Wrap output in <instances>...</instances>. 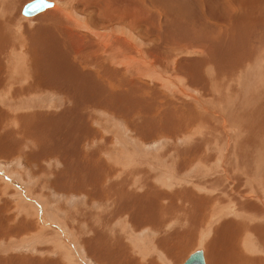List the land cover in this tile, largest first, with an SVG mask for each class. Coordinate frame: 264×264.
<instances>
[{"label": "rangeland", "instance_id": "obj_1", "mask_svg": "<svg viewBox=\"0 0 264 264\" xmlns=\"http://www.w3.org/2000/svg\"><path fill=\"white\" fill-rule=\"evenodd\" d=\"M0 1H4L0 25L14 35L6 34L1 40H9L10 48L16 45L24 59L17 62L10 49L3 55L9 65L20 66L19 75L11 70L13 80L25 83V65L33 59L28 46L33 44L40 49V68L45 63L48 67L36 69L37 74L50 72V82L70 83L67 87L73 80L81 84L77 91H63L56 85L47 91L41 86V92L36 90L48 103L47 110L53 111L52 125L46 129L39 122L41 114L36 120L32 116L40 111L35 108L40 98H28L34 100L28 106L26 95H20L16 102L11 97L14 81L0 90V101L6 104L0 109L11 108L7 111L11 115L26 116L28 112L32 118L27 115L24 125L14 121L1 125L0 264H183L198 250L208 259L205 241L223 234V240L229 242L235 238L231 228L236 226L239 230L247 227L244 231L248 232L240 230L241 240H233L227 252L234 257L243 253L252 256L255 264L264 263V205L257 213L242 211L240 206L243 215L238 212L239 216L229 206L238 205L240 192H257L264 199V0H49L55 5L34 17L22 13L33 0ZM57 8L80 18L86 27L73 22L66 35L65 20L58 15L56 21H34L27 29L28 18ZM131 15L145 25L134 27ZM124 29L132 34L134 51H143L139 55L149 66L146 74L151 73L135 80L148 85L139 96L133 94L136 90L126 96L108 93L103 71L91 65L88 48H103L104 33L123 35ZM103 59L98 63H104ZM59 64L66 65L65 69ZM90 66L96 69L88 71ZM71 71L77 74L71 75ZM28 74L35 81L33 71ZM154 74L157 81L151 78ZM175 82L185 86L183 98L180 91L164 87L167 83L175 87ZM185 97L190 101L183 100ZM198 97L207 110H199ZM19 104H23L21 113L19 109L12 113ZM62 113L68 117L59 116ZM92 130L99 135L91 137ZM9 142L14 149L3 147ZM225 168L233 170L235 181L223 180ZM219 207L226 215L217 218L211 234L207 224ZM202 209L205 211L200 213ZM149 220L157 222V227ZM244 234L249 235L248 243L257 244L256 253L244 246ZM219 255H214L215 260L222 258Z\"/></svg>", "mask_w": 264, "mask_h": 264}, {"label": "bare ground", "instance_id": "obj_2", "mask_svg": "<svg viewBox=\"0 0 264 264\" xmlns=\"http://www.w3.org/2000/svg\"><path fill=\"white\" fill-rule=\"evenodd\" d=\"M3 4H4V1H0V12L2 11V7H3ZM49 9V8H48ZM47 10V9H46ZM45 10V11H46ZM44 12V11H43ZM42 13V12H41ZM41 13H39V14H41ZM129 13V12H128ZM124 14V13H123ZM123 14H122V16H123ZM125 14H127V12L125 13ZM38 15V14H37ZM36 15V16H37ZM58 15L60 16V17H62L64 20H65V22L63 23V25L62 26H65V28H63L61 25V29L63 28L64 30H63V33H69L67 30L70 28V26H72V24H73V22L74 23H76V25H83L82 27L83 28H85L86 26L84 25L85 23H83L82 24V21H80V18H74V17H76V16H73L72 14H70V13H66V12H63L60 8L58 9H56V10H50V11H48V12H46L44 15L42 14L41 16H39V17H37V18H28V22H29V24H28V26H27V29L29 28V25L31 26L33 23H34V21H35V23H39V24H41V22H39V21H41L42 19H44V20H46L47 18H50V19H52V22L53 21H56L57 19H58ZM0 16L2 17V15H1V13H0ZM112 16V15H111ZM132 16V15H131ZM32 17H34V16H32ZM131 18V17H130ZM30 19H33V20H30ZM60 19V18H59ZM123 20H125V19H123ZM50 21V20H49ZM60 22H61V20H59ZM44 22H46V21H44ZM132 22H133V24H134V27H135V25L137 26V28L139 27L140 28V26L143 24L142 23V21L139 19V18H135L134 16H132ZM69 23H70V25H69ZM72 23V24H71ZM43 24V23H42ZM129 24L130 25H132L130 22H129ZM3 24H1L0 25V40H1V37L2 38H4V36L5 37H7L6 36V34L7 35H9L10 37H12V36H14L13 35V32L12 31H10L9 33H7L6 31L8 30V29H6V31H5V29H4V31H3V26H2ZM5 25V24H4ZM129 25V26H130ZM143 25H145V24H143ZM150 28H152L153 29V26H151V24H147ZM9 26V25H8ZM42 26V25H41ZM40 26V27H41ZM136 28V29H137ZM87 29V28H86ZM17 30V29H16ZM15 30V31H16ZM49 30V29H48ZM51 30V29H50ZM49 30V31H50ZM58 31H60V28L59 29H57ZM125 30V29H124ZM9 31V30H8ZM113 31V30H112ZM72 32V31H71ZM70 32V33H71ZM111 32V31H110ZM110 32H108V34H106V33H104L105 35H104V40H100V42H101V44L103 43V48H100L99 49V47H98V49H96V50H94L93 48H91V47H87L88 48V50L92 53V58H93V63L91 64V65H94L95 67H97L99 70H101V71H103L102 72V75H103V77H104V82H105V84H106V87L108 88V93H110V94H119L120 92H122V94H125V96L126 95H128V94H131L132 92H134L135 90L137 91L136 93H133V94H135V96L137 95V96H139V95H142L143 93H145V90H144V88H146V89H148L147 87H148V85H146V84H142V85H140V83L138 84L137 83V81H135V80H137V77H144V76H146L147 74L146 73H149L150 71L148 70V68H147V64H146V62L144 61V59H142L141 58V55H139V53H142L143 51V49L141 50L142 52H136V51H134V47L136 46L133 42H131V40H133L132 39V34H131V32L130 33H128L126 30L124 31V32H126V34L123 32V35L122 34H120V35H117L116 34V31L115 32H112V33H110ZM17 33H18V31H17ZM77 33V32H76ZM93 33V32H92ZM65 34H63V35H65ZM66 34V35H67ZM73 34V33H72ZM94 34V33H93ZM97 34V36H98V33H96ZM21 35V34H20ZM52 35V34H51ZM58 35V34H57ZM18 36V35H17ZM73 36H77L78 37V35L77 34H73ZM96 36V37H97ZM51 37V36H50ZM99 37V36H98ZM102 37V36H101ZM105 37H107V38H105ZM15 37H13V39H14ZM63 39H64V37H62ZM6 40H8L7 38H5ZM101 39V38H100ZM15 40V39H14ZM18 41V40H17ZM80 42H82L81 40H79ZM99 41V40H98ZM16 42V41H15ZM19 42V41H18ZM17 42V43H18ZM91 42H93V41H91ZM84 43V42H83ZM88 44H90V43H88ZM93 44V43H92ZM92 44H91V46H92ZM14 45V44H13ZM18 45V44H17ZM87 45V44H86ZM7 46H9V47H7ZM12 45H10V42H9V40H8V42H3L2 40L0 41V50L2 51V56H0V64H1V66H0V90H1V88H3V87H5L4 86V84H6L7 82H10V86L12 85L11 84V82L12 81H14L13 80V75H12V77L10 76L13 72H16V74L17 75H19V73H17V71H19L18 69L20 68V66H17L16 64H12V65H9L8 64V62H6V61H8V60H4L3 59V55L4 56H6L5 54L6 53H9V49L11 50V55H13V57H16L15 58V60L17 61V62H20V57H21V54H22V52H21V54H19V52L21 51H17V48L15 47V46H13V48H10ZM42 46V45H41ZM84 46H85V44H84ZM89 46V45H88ZM101 46V45H100ZM8 49H7V48ZM19 47V49H21L22 48V46H18ZM93 47V46H92ZM25 48V47H24ZM23 48V49H24ZM82 48V47H81ZM86 49V48H85ZM137 49L139 50L140 48H138L137 47ZM28 52H29V54L31 55V57L33 58L32 59V61H31V63H29V66L28 65H25L26 66V79H24V80H26L25 81V83H22V82H19V84L21 85H19V84H17V82H15L16 84H14L13 86H12V88L13 89H11L12 90V92H11V94H13V96H11L12 97V99L13 100H15L16 102L18 101L19 102V100H18V96H20V95H26V97H27V99L25 100L26 101V104L29 106V105H31V103L33 104V99L31 100V99H28V98H37V99H39L41 96L39 95V94H37V91L39 92L41 89H39V87L41 86L42 87V91H47L48 90V88H51V87H54V85H56L57 87H61V88H64V90L63 91H67V88H74V90H76L77 91V89H79L80 88V86H81V84L78 82V80H73V81H71V87H67L66 85H70V83L68 84V83H66V85L64 84V83H62V82H60V81H57V80H55V81H53V82H50V78H51V73L50 72H46V73H43V74H41V75H39V74H37V70H43V69H47L48 67H47V65H46V63L43 65V67L42 68H40L41 66V63H39V62H37V61H39L40 60V57H39V55H38V53L40 52V49H38V47L37 46H35V45H33L32 44V46L31 45H29L28 46ZM136 50V49H135ZM41 51H43L42 49H41ZM44 51H45V49H44ZM79 51V53H81V51L80 50H78ZM47 52V51H46ZM46 52H43V53H45L46 54ZM49 54V53H48ZM48 54H46V55H48ZM78 54V53H77ZM155 54V53H154ZM256 54V53H255ZM83 55V54H82ZM8 56V55H7ZM48 57V56H47ZM78 57V56H77ZM102 57H104L105 59H103ZM143 57H144V55H143ZM254 57H255V55H254ZM12 58V57H11ZM22 58V57H21ZM23 59V58H22ZM42 59V58H41ZM101 59H103L104 60V63L102 62L101 64H99L98 63V61H100L101 62ZM24 60V59H23ZM34 60V61H33ZM43 60H44V58H43ZM50 60V59H49ZM53 60V59H52ZM63 60H64V57H63ZM148 61V60H147ZM44 62V61H43ZM51 62V61H50ZM21 64V63H20ZM48 64V63H47ZM255 64V63H254ZM60 65V64H59ZM66 65H67V63H66ZM65 65V66H66ZM147 65V66H146ZM38 67V68H35V67ZM60 66H62V64L60 65ZM65 66L63 67L64 69H65ZM70 66V65H69ZM11 67V68H10ZM53 67V66H52ZM55 67V66H54ZM61 67V68H62ZM74 67H75V69L78 71L79 70V68L76 66V64H74ZM95 67H93V66H90V67H86V69L89 71L90 70V68H95ZM149 67V66H148ZM25 68V67H24ZM61 68H59V69H61ZM37 69V70H36ZM58 69V68H57ZM96 69V68H95ZM11 70L13 71L12 73H11ZM48 70V69H47ZM28 71H30V74H31V72L33 71V74H35V76H33V74H31L32 75V77H33V79L35 80V81H31L30 79V77H29V74H28ZM60 71H63V69L62 70H60ZM69 71V70H68ZM94 71V70H93ZM1 72H2V76H3V79H2V77H1ZM72 73H71V75L72 74H74V75H76L77 74V72H73V71H71ZM67 73V72H66ZM66 73H65V75H66ZM81 73H82V71H81ZM25 74V73H24ZM64 74V73H63ZM151 74V73H150ZM150 74H148L149 75V77H150ZM89 75H92L91 77L92 78H95L94 77V74L93 73H91V71H90V73H89ZM147 75V76H148ZM155 75V74H154ZM21 76V75H20ZM23 77V76H22ZM66 77V76H65ZM97 77V76H96ZM165 77V76H164ZM62 78H63V76H62ZM68 77H66V79H67ZM152 79H154L155 81H157L159 78L155 75V76H153L152 75V77H151ZM60 79V78H59ZM98 79V78H97ZM24 80H23V82H24ZM65 80V79H64ZM99 80V79H98ZM154 81V82H155ZM160 81V80H159ZM177 81V80H176ZM100 82V81H99ZM179 82V81H178ZM178 82H175V87H174V85H170L169 83H167V85L165 86L164 85V87L165 88H167V86H169V88H171V90H176V91H180L181 92V94H179V97H184L183 95H187L186 93L187 92H183V89H182V87L184 86L182 83V87H179V83ZM161 83V82H160ZM200 83V82H199ZM24 84V86H22ZM195 84H198V82L196 81V83ZM36 85H37V88H36ZM53 85V86H52ZM65 85V86H64ZM103 87H105V85H103V84H101ZM2 86V87H1ZM213 86V85H212ZM185 87V86H184ZM6 88V87H5ZM4 89V88H3ZM9 89V88H8ZM39 89V90H38ZM156 89V88H155ZM37 90V91H36ZM129 90H131V91H129ZM105 91V90H104ZM36 92V94H34ZM41 92V91H40ZM140 92V93H139ZM143 92V93H142ZM174 92V91H173ZM191 92V91H190ZM6 93V92H5ZM192 94H193V92H191ZM188 94H189V92H188ZM34 96V97H33ZM154 96H156V93H154ZM189 96L191 97L192 95L191 94H189ZM24 97V96H23ZM178 97V98H179ZM9 98V97H8ZM25 99V98H24ZM43 98H40V100H39V105H38V103H37V105L38 106H36L35 108H38V109H40V111L38 112V113H34L35 115H32L33 116V118L34 117H36V115H38V114H41V115H43V118L41 117V115H39L40 117H39V122H41V124L42 125H45V129L47 128V127H49V126H51L52 125V119L54 118V116L52 115H50V112H53V111H48L47 109H49V105H48V103H44V100H42ZM3 99H1V101H0V105H1V107H5L6 106V104L4 103V101H2ZM5 100V99H4ZM9 100V99H8ZM22 100V99H21ZM20 100V101H21ZM115 100H116V98H115ZM183 100H186L187 102H189L190 100H188L186 97H185V99H183ZM24 101V102H25ZM127 101V100H126ZM134 101H136V100H134ZM197 103H202V104H198V108H199V110L202 108V109H206V107H204L206 104H205V102L203 101H201V98L200 97H198V99H197ZM13 102V101H12ZM11 102V103H12ZM114 102V101H113ZM21 103H23V101L21 102ZM20 103V104H21ZM127 103V102H126ZM208 103V102H207ZM15 104H17V103H15ZM20 104L19 105H15V107H18V108H16L14 111H12V113L13 112H17L18 111V109H19V111L21 110V108H19V107H22V105L20 106ZM26 104H24V106L26 105ZM116 104H118V103H116ZM168 104H169V102H168ZM187 104V106H189V104L188 103H186ZM185 103H184V105H186ZM13 105V104H12ZM34 105V104H33ZM32 105V106H33ZM10 105H8V107H9ZM42 106L44 107V109H41L42 108ZM66 106V105H65ZM190 106H192V105H190ZM186 107V106H185ZM7 108V107H6ZM23 108H25V107H23ZM256 108V107H255ZM13 109H14V107H13ZM12 109V110H13ZM189 110H190V107L188 108ZM201 109V110H202ZM8 110H10L11 111V108H9ZM8 110H6V112L4 111V109H0V132L2 133V130H1V125L2 124H9V122H11V121H14L15 122V125H16V123L17 124H21V125H24V123H25V121L27 122V119H28V117H30V115H28V112H27V115H28V117H27V115L25 116V114H22L21 113V111L19 112L18 111V113H21V114H10L9 112H7ZM35 110V109H34ZM110 110V109H109ZM207 110V109H206ZM206 110H205V112H206ZM209 110V109H208ZM24 111V110H23ZM31 110H29V112H30ZM63 111V110H62ZM116 111L118 112V111H120V109H119V107L118 108H116ZM122 111V110H121ZM212 111V110H211ZM216 111V110H215ZM32 112V114H33V111H31ZM110 112V111H109ZM117 112H115V113H117ZM123 112V111H122ZM204 112V111H203ZM208 112V111H207ZM25 113H26V110H25ZM145 113V112H144ZM191 113V112H190ZM124 114V113H123ZM223 114V112H221V116H225V121L227 122L228 120H227V117H226V115H222ZM82 114H80V112H79V110H78V112H77V114H76V116L77 117H79V119H80V116H81ZM122 115V114H121ZM229 115V114H228ZM238 115V114H237ZM59 116H65V117H63V118H67L68 117V115H65V114H61V115H59ZM119 116V115H118ZM133 116V115H132ZM131 116V117H132ZM231 116V115H230ZM8 117V118H7ZM122 117V116H121ZM22 118V119H21ZM31 118V117H30ZM41 118V119H40ZM72 118V117H71ZM74 118V117H73ZM231 118V117H230ZM32 119V118H31ZM35 119V118H34ZM36 119H38V117H36ZM35 119V120H36ZM55 119H58V117H56ZM229 119V118H228ZM4 120V121H3ZM67 120H65V119H62V122H66ZM239 121V120H238ZM242 121H244V120H242ZM34 122V121H33ZM37 122V121H36ZM38 122V123H39ZM230 122V121H229ZM12 123V122H11ZM132 123V122H131ZM236 123V122H235ZM61 124V123H60ZM68 124V123H67ZM11 125V124H10ZM65 125V124H64ZM80 125V124H79ZM236 125H237V123H236ZM8 126V125H7ZM33 126H35V125H33ZM37 126V125H36ZM40 126V125H39ZM58 126V125H57ZM67 126V125H66ZM69 126V125H68ZM10 127V126H9ZM113 127H116V130L117 131H119V132H121V130L119 129V127L117 126V125H114ZM2 128H4V127H2ZM11 128V127H10ZM72 128V127H71ZM238 128V127H237ZM12 129H14V128H12ZM35 129V128H34ZM33 129V130H34ZM59 129V128H58ZM57 129V130H58ZM68 129H70V128H68ZM79 129V128H78ZM104 129V128H103ZM243 129V128H242ZM5 130V129H4ZM7 131V130H6ZM14 131V130H13ZM12 131V132H13ZM46 131V130H45ZM8 132V131H7ZM10 132H11V130H10ZM106 132V131H105ZM47 133V132H46ZM52 135H53V132L51 133ZM22 135V134H21ZM99 134L98 133H96L94 130H92V132H91V137H94V136H98ZM30 136H31V134H30ZM4 137V136H3ZM3 137H2V139L1 140H3ZM45 137H46V135H45ZM50 137V136H49ZM31 138V137H30ZM87 139V138H86ZM54 140V139H53ZM52 140V141H53ZM118 140V139H117ZM4 141V140H3ZM56 141V140H55ZM109 141V140H108ZM106 142V141H105ZM110 142V141H109ZM117 142H119V141H117ZM11 142H9L8 143V145L6 144L5 146H3L5 149L7 148V147H11V148H13L14 149V147L15 146H13V145H11L10 144ZM73 144V143H72ZM117 144V143H116ZM118 144H121V143H118ZM117 144V145H118ZM127 144H130V143H127ZM74 145V144H73ZM109 145V144H108ZM64 146V145H63ZM76 146V145H75ZM16 147H18V146H16ZM61 147V146H60ZM62 149V148H61ZM78 150V149H77ZM76 150V151H77ZM82 150V149H81ZM14 152V151H13ZM11 153V152H10ZM80 153V152H79ZM45 156V155H44ZM44 156H41L42 158H44ZM40 158V157H39ZM93 160V159H92ZM30 161V160H29ZM42 161V160H41ZM91 163V162H90ZM89 166V165H88ZM95 168H96V170H97V172H98V169H97V167L96 166H94ZM86 168H88V167H86ZM90 168V167H89ZM88 168V170H90ZM91 171V170H90ZM231 171H233V170H231ZM229 169H227V168H225L224 169V175H223V177L222 178H224L223 180H225L226 182L227 181H235L236 180V178H234L233 177V174H232V172H231ZM122 172V171H121ZM228 172V173H227ZM248 172V171H247ZM143 174L144 173H146L145 171L144 172H142ZM227 173V174H226ZM248 173H250V172H248ZM238 174V173H237ZM116 175V174H115ZM159 175H161V174H159ZM163 175V174H162ZM235 175V174H234ZM96 176V175H95ZM237 176V175H236ZM98 177V176H97ZM96 177V178H97ZM107 177H108V175H107ZM106 177V178H107ZM170 177V176H169ZM238 177V176H237ZM95 178V179H96ZM242 179V178H241ZM60 180H63V178H61ZM167 180V179H166ZM64 181V180H63ZM65 181H66V179H65ZM64 181V182H65ZM96 181V180H95ZM106 181V180H105ZM260 181H261V179H260ZM39 182V181H38ZM55 182V181H54ZM59 182V181H58ZM229 182V183H230ZM238 182V181H237ZM171 183V182H170ZM206 183V182H205ZM37 184H39V183H37ZM61 184V183H60ZM77 184V183H76ZM169 184V183H168ZM256 184H257V182H256ZM216 185V184H215ZM237 185V184H236ZM245 185V184H244ZM38 186V185H37ZM40 186H41V184H40ZM46 186V185H45ZM231 186V185H230ZM250 186V185H249ZM254 186V185H253ZM80 187V186H79ZM91 187H93V185L91 186ZM111 187V186H110ZM95 187H93V189H94ZM103 188V187H102ZM69 189V188H68ZM81 189H82V187H81ZM84 189V188H83ZM82 189V190H83ZM110 189V188H109ZM255 189V188H254ZM98 190V189H97ZM262 190H264L263 188H262ZM44 191V190H43ZM84 191V190H83ZM87 191V190H86ZM90 191V190H89ZM110 191V190H109ZM109 191H108V193H109ZM237 191H238V189H237ZM254 191V190H253ZM78 192V191H77ZM85 192V191H84ZM99 192V191H98ZM112 192V191H111ZM249 192V191H248ZM87 193H88V191H87ZM86 193V194H87ZM96 193V192H95ZM208 193V192H207ZM35 194V193H34ZM82 194V193H81ZM84 194V193H83ZM88 194H90V193H88ZM93 194V193H92ZM110 194V193H109ZM233 194V193H232ZM259 194V195H258ZM257 194V192L255 193H252V192H249V193H246V192H240L239 194H237L236 196H238L239 197V203H238V205L237 206H234L233 204H232V206L231 205H229L231 208H233V209H231V210H234V214L235 215H238V212L239 213H241L242 211H244L245 210V212H252V213H257V211H259L260 210V208L262 207V205H264V199H263V196L262 195H260V193H258ZM43 195V194H42ZM38 196H40L41 197V195H38ZM37 195H36V197H38ZM98 196V195H97ZM100 196V195H99ZM195 196V195H194ZM203 196V195H202ZM114 197V196H113ZM201 197V196H200ZM88 198V197H87ZM41 199V198H40ZM110 199H112V198H110ZM200 199H203V197L202 198H200ZM205 199H207V196H206V198ZM205 199L203 200V201H205ZM39 200V199H38ZM115 200H116V198H115ZM234 200V199H233ZM86 201V200H85ZM198 201V200H197ZM241 201H242V203H243V205H240L241 204ZM21 202H22V200H21ZM24 202V201H23ZM109 202V201H108ZM108 202H106V203H108ZM145 202V201H144ZM148 202V201H147ZM230 202V201H229ZM43 203V202H42ZM149 203H152V202H149ZM199 203H200V201H199ZM201 203L202 204H204L205 202H202L201 201ZM147 203H145V205H146ZM156 204V203H155ZM148 205V204H147ZM142 206H144V205H142ZM227 206V205H226ZM239 206V207H238ZM240 206H243L242 207V211H241V209H240ZM26 207V206H25ZM146 207V206H145ZM155 207V206H154ZM157 207V206H156ZM168 207V206H167ZM140 208V207H139ZM144 208V207H143ZM226 208V207H225ZM5 209V208H4ZM153 209V208H152ZM229 209V208H228ZM35 210V209H34ZM61 210V209H60ZM143 210V209H142ZM147 209L145 208L144 209V211L145 212H147L146 214H148L149 212H148V210L146 211ZM178 210V209H177ZM213 210V209H212ZM227 210V209H226ZM2 211V210H1ZM179 211H181V210H179ZM202 211H203V209L200 211V213H202ZM205 211V210H204ZM203 211V212H204ZM225 211V210H224ZM223 211V207H219V208H217V209H214L213 211H212V214H211V218H210V220H209V222H208V224H207V228H206V231L208 230V232H210L211 233V229H213L214 227H213V225L214 224H216V221H217V218L218 217H220V216H224V215H226L225 214V212ZM241 211V212H240ZM263 211V210H262ZM62 212V211H61ZM261 212V211H260ZM138 213H139V211H138ZM151 213V212H150ZM158 213V212H157ZM229 213V216L231 215L230 214V212H228ZM141 214V217H142V213H140ZM146 214H143V215H145V216H143V220H144V218H146ZM154 214V213H153ZM178 214V213H177ZM189 214V213H188ZM242 215H243V213H241ZM247 214V213H246ZM262 214V213H261ZM150 215H152V213L150 214ZM157 215V214H156ZM174 215H176V214H174ZM187 215V214H186ZM185 215V216H186ZM190 215V214H189ZM188 215V216H189ZM203 215V214H202ZM50 216V215H49ZM233 216V215H232ZM239 216V215H238ZM244 216H245V214H244ZM248 216V215H247ZM246 216V217H247ZM262 216V215H261ZM139 217H140V215H139ZM176 217V216H175ZM234 217V216H233ZM245 217V218H246ZM263 217H264V215H263ZM159 218V217H158ZM174 218V217H173ZM191 218V217H190ZM198 218V217H197ZM244 218V217H243ZM245 218H244V220H245ZM248 218V217H247ZM253 218V217H252ZM157 220V219H156ZM263 220H264V218H263ZM53 221H56L55 220V218H53ZM150 221V220H149ZM153 221V220H152ZM152 221H150V224H152L153 222ZM161 221H162V219H161ZM262 221V220H261ZM148 222V221H147ZM146 222V223H147ZM152 222V223H151ZM190 222H192V220L190 221ZM231 222V221H230ZM243 222V221H242ZM241 222V223H242ZM247 222V221H246ZM246 222H245V224H246ZM58 223V222H57ZM145 223V224H146ZM157 223V222H156ZM156 223H153V225L154 224H156ZM158 223H159V221H158ZM204 223V222H203ZM259 223V222H258ZM62 224V223H61ZM149 223H148V225H150ZM192 224V223H191ZM230 225H231V227H233V224H231V223H229ZM236 224V223H235ZM243 224V223H242ZM241 224V225H242ZM257 224V223H256ZM264 224V223H263ZM262 224V225H263ZM237 225H240V224H237ZM244 225V224H243ZM248 225V224H247ZM250 225V224H249ZM248 225V226H249ZM258 225H260V224H258ZM154 226H156V225H154ZM154 226H153V229H154ZM205 226V225H204ZM256 226V225H255ZM254 225H253V227H255ZM157 227V226H156ZM213 227V228H212ZM262 227H264V225L262 226ZM237 228V226L235 227V229L234 228H231L232 229V231H233V233H234V235H235V238H232V240H229V242H226V241H224L223 240V234L222 235H218V237L216 236L215 238H211V239H209V240H207V241H205V243H206V246H207V248L208 249H210V250H206V252H207V254H208V259H207V256H204V262H205V264H210V262H211V264H221V261L222 262H226V263H229V261H232L233 260V262H234V264H255V260L254 259H252V256H246L245 254H241V255H239V256H237V257H234L229 251L227 252V247H228V245H230V243L233 241V240H237V239H240L241 240V235H240V230H242V229H236ZM247 227H245L244 229H243V231L246 229ZM252 228V227H251ZM234 229V230H233ZM249 229V228H248ZM262 229V228H261ZM251 230V229H250ZM249 230V231H250ZM125 231H126V229H125ZM248 231H244V233H247ZM250 232H252V231H250ZM107 233V232H106ZM111 233V232H110ZM116 233V232H115ZM241 233H242V231H241ZM123 234V233H122ZM212 234V233H211ZM246 234H244V236L243 237H245V244H244V246L245 247H247V250H249V251H251V252H254V253H256V249H254V248H256V243H255V241H253V240H251L249 243L247 242V240H248V236H245ZM252 235V234H251ZM250 235V236H251ZM210 236V235H209ZM253 236V235H252ZM255 236H256V234H255ZM127 237V236H126ZM242 237V238H243ZM260 237V236H259ZM120 238V237H119ZM122 238V237H121ZM193 237H190V239L191 240H193L192 239ZM261 238V237H260ZM117 239V238H116ZM250 239V238H249ZM258 239V238H257ZM263 239V238H262ZM123 240V239H122ZM205 240V239H204ZM243 240V241H244ZM191 244H192V241H189ZM261 242V241H260ZM141 243V242H140ZM228 243V244H227ZM253 243H254V247H253ZM262 243V242H261ZM264 243V242H263ZM250 244V245H249ZM260 244V243H259ZM258 244V245H259ZM93 245V244H92ZM263 245V244H262ZM94 246V245H93ZM244 246H243V248H244ZM250 246V247H249ZM252 246V247H251ZM183 247V246H182ZM182 247H180V248H182ZM262 248V247H261ZM264 248V247H263ZM93 250H95L96 248H92ZM98 249V248H97ZM91 250V249H90ZM179 250V249H178ZM245 250H246V248H245ZM246 250V251H247ZM245 251V252H246ZM102 252H103V250H102ZM145 253H146V251H144ZM97 253V252H96ZM99 253V252H98ZM104 253V252H103ZM220 253V255L222 254V258L220 259V257H218L216 260H215V256L214 255H216V254H219ZM257 253H259L258 251H257ZM95 254V253H94ZM110 254V253H109ZM176 254V253H175ZM260 254V253H259ZM97 255V254H96ZM101 255H103V254H101ZM111 255V254H110ZM127 255V254H126ZM125 255V256H126ZM178 255V254H177ZM204 255V254H203ZM209 255H210V257H209ZM219 255V256H220ZM248 255V254H247ZM43 256V255H42ZM98 256V255H97ZM255 256H258L257 254L255 255ZM254 256V257H255ZM99 257V256H98ZM98 257H96V258H98ZM103 257H105V256H103ZM112 257V256H111ZM209 258H210V262H209ZM260 258H261V256H260ZM263 258V257H262ZM165 259H166V257H165ZM164 259V260H165ZM170 259V258H169ZM98 260H100V259H97V262H98ZM206 260H207V263H206ZM212 260H213V262H212ZM174 261V260H173ZM145 263H147V261L145 262ZM175 263V262H174ZM112 264V263H111ZM136 264H140L139 262L137 263L136 262ZM142 264V263H141ZM257 264H259V262H257ZM262 264H264V263H262Z\"/></svg>", "mask_w": 264, "mask_h": 264}, {"label": "water", "instance_id": "obj_3", "mask_svg": "<svg viewBox=\"0 0 264 264\" xmlns=\"http://www.w3.org/2000/svg\"><path fill=\"white\" fill-rule=\"evenodd\" d=\"M55 5L54 1L33 0L23 8V15L26 17L36 16L37 14ZM183 264H205L202 250L195 251Z\"/></svg>", "mask_w": 264, "mask_h": 264}, {"label": "crops", "instance_id": "obj_4", "mask_svg": "<svg viewBox=\"0 0 264 264\" xmlns=\"http://www.w3.org/2000/svg\"><path fill=\"white\" fill-rule=\"evenodd\" d=\"M206 263H207V260H206ZM208 264V263H207Z\"/></svg>", "mask_w": 264, "mask_h": 264}]
</instances>
